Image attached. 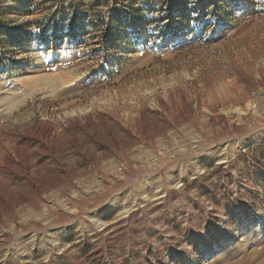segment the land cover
Here are the masks:
<instances>
[{
  "label": "rangeland",
  "instance_id": "obj_1",
  "mask_svg": "<svg viewBox=\"0 0 264 264\" xmlns=\"http://www.w3.org/2000/svg\"><path fill=\"white\" fill-rule=\"evenodd\" d=\"M264 263V0H0V264Z\"/></svg>",
  "mask_w": 264,
  "mask_h": 264
},
{
  "label": "bare ground",
  "instance_id": "obj_2",
  "mask_svg": "<svg viewBox=\"0 0 264 264\" xmlns=\"http://www.w3.org/2000/svg\"><path fill=\"white\" fill-rule=\"evenodd\" d=\"M262 264H264V263L262 262Z\"/></svg>",
  "mask_w": 264,
  "mask_h": 264
}]
</instances>
